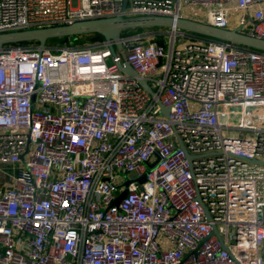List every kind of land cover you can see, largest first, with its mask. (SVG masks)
<instances>
[{
  "label": "built area",
  "instance_id": "obj_1",
  "mask_svg": "<svg viewBox=\"0 0 264 264\" xmlns=\"http://www.w3.org/2000/svg\"><path fill=\"white\" fill-rule=\"evenodd\" d=\"M123 2L0 0V33L148 15L264 40V0ZM161 31L0 48V264H264V54Z\"/></svg>",
  "mask_w": 264,
  "mask_h": 264
},
{
  "label": "water",
  "instance_id": "obj_2",
  "mask_svg": "<svg viewBox=\"0 0 264 264\" xmlns=\"http://www.w3.org/2000/svg\"><path fill=\"white\" fill-rule=\"evenodd\" d=\"M126 0L123 2L125 6ZM125 8V7H124ZM168 29L178 31L186 34L193 40H213L221 41L225 44L241 47L250 51H256L264 54V40L251 38L239 32L238 28L235 29H223L219 27H212L208 24L197 22L188 18H172L166 16H135V17H123L121 15L108 17L104 19H90L85 21L73 22L71 25L54 26L51 28H36L17 30L15 32H2L0 33V48L9 44H18L21 42L37 43L40 48L46 46V42L50 39L72 36H88L90 34H96L103 38V41L109 44V48L114 53V49L121 50L122 44L119 42L121 34L126 29ZM120 70L129 77L137 79L139 85L150 95L153 94L147 81L138 77L137 73L132 69L129 63H124L123 66H119ZM33 100V97L31 98ZM161 113L166 115L168 108H164L160 102H157ZM180 149H183L179 141ZM188 159H191L190 155H187ZM152 166V165H149ZM138 182L145 180V175L137 179ZM127 185V182L125 183ZM126 190L122 192L119 197L114 201L116 204L120 199L124 198ZM205 216L208 220L210 217L206 208L204 207ZM213 235L218 237L215 227L212 231ZM219 241L220 238L218 237ZM222 243V248L225 246Z\"/></svg>",
  "mask_w": 264,
  "mask_h": 264
},
{
  "label": "trees",
  "instance_id": "obj_3",
  "mask_svg": "<svg viewBox=\"0 0 264 264\" xmlns=\"http://www.w3.org/2000/svg\"><path fill=\"white\" fill-rule=\"evenodd\" d=\"M144 29H148V28H144ZM144 29H126V31H123L121 36L124 37L126 35H130L133 33H138V32H142L144 31ZM152 31H156V29L153 28H149ZM153 39L157 40L158 42H160L161 44H163L164 41V35L161 34H154L153 35ZM103 41V38L99 35L96 34H90L88 36H72L70 38L67 37H60V38H54V39H50L46 42V45L54 47H62V46H76V47H84L86 45H90V43L93 42H101ZM18 44H34L36 45V43H30V42H21Z\"/></svg>",
  "mask_w": 264,
  "mask_h": 264
},
{
  "label": "rangeland",
  "instance_id": "obj_4",
  "mask_svg": "<svg viewBox=\"0 0 264 264\" xmlns=\"http://www.w3.org/2000/svg\"><path fill=\"white\" fill-rule=\"evenodd\" d=\"M189 12L196 13L198 16V19H203V17H204V10L200 7H198L197 9H191ZM186 13H187V10L185 7H183L182 10L180 11V15L185 16ZM235 25H237V22H231L229 28H234ZM145 30H148V29H145ZM163 30H165V29H163ZM163 30L161 32H163ZM166 37H168V32H167Z\"/></svg>",
  "mask_w": 264,
  "mask_h": 264
}]
</instances>
